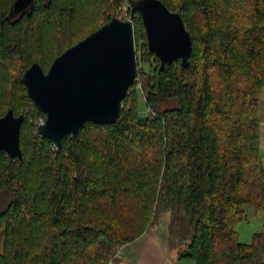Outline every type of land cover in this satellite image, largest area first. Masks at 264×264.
Here are the masks:
<instances>
[{
  "label": "trees",
  "instance_id": "trees-1",
  "mask_svg": "<svg viewBox=\"0 0 264 264\" xmlns=\"http://www.w3.org/2000/svg\"><path fill=\"white\" fill-rule=\"evenodd\" d=\"M15 1L0 0V117L22 104L25 119L22 158L0 152V264H112L167 212L190 223L178 260L264 264V232L245 244L235 228L246 206L264 211L256 98L264 84V0H162L191 35L188 67L178 60L161 68L141 15L129 9L142 33V73L117 123H87L61 148L40 135L46 117L23 75L45 64L48 32L49 58L59 57L110 22L119 4L85 0L115 6L78 26L81 0H34L11 19ZM166 102L174 105L163 109Z\"/></svg>",
  "mask_w": 264,
  "mask_h": 264
},
{
  "label": "water",
  "instance_id": "water-1",
  "mask_svg": "<svg viewBox=\"0 0 264 264\" xmlns=\"http://www.w3.org/2000/svg\"><path fill=\"white\" fill-rule=\"evenodd\" d=\"M34 0H16L10 18L29 12ZM132 17L139 13L147 46L161 68L181 60L188 67L193 45L181 13L162 0H129ZM135 28L132 19L114 17L57 57L45 72L33 63L23 82L34 105L45 115L42 137L61 148L63 139L77 135L87 123H117L122 101L138 76ZM24 115L9 110L0 117V152L22 158L20 143Z\"/></svg>",
  "mask_w": 264,
  "mask_h": 264
},
{
  "label": "rangeland",
  "instance_id": "rangeland-1",
  "mask_svg": "<svg viewBox=\"0 0 264 264\" xmlns=\"http://www.w3.org/2000/svg\"><path fill=\"white\" fill-rule=\"evenodd\" d=\"M112 2H116L115 0H108ZM118 2V13L117 15L115 14L113 17H118L122 20H129L131 19L129 12V3L125 4V0H117ZM129 1V0H128ZM82 5H83V12L80 16V20L78 22V26L80 24L88 21L89 18L98 15L101 13L110 14L111 13V7L113 8L115 5H103V7H98V5H91V3H87L85 0H81ZM105 3L106 0H103ZM109 16V15H107ZM134 22V21H133ZM82 24V25H84ZM141 35L142 33L140 31H137L135 29V39L136 42H142L141 41ZM45 54H46V61L45 64L43 65L44 71L47 72L51 65L54 62V59L57 57L54 55L53 57L49 58L51 55L52 48L54 47V42L52 39V32H48L46 34V40H45ZM145 42L146 38H145ZM75 43V42H74ZM136 49H139V45L136 44ZM142 68V67H141ZM138 67V73H142V69ZM140 80V78H139ZM139 87H142V83L140 81ZM256 98L259 101V109H258V119L260 121V155L263 161V166H264V84L260 88V90L256 94ZM174 105V103L171 102H166L165 104L162 105L163 109L170 108ZM140 111H141V116L146 117L147 116V106L145 103L141 100L140 101ZM16 114L21 115L23 114L24 110L22 108V104L18 105L16 107ZM4 199L0 198V210L3 208L4 205ZM246 215L247 218L238 222L236 224V231L239 233V241L245 244H250L253 241V236L255 233L259 232H264V211H261L260 213H257L256 208L253 206H246ZM168 214V215H167ZM168 216V217H166ZM156 227H160L163 235L167 236L166 241H167V246L168 248L170 247L172 250L173 248L179 246V239L180 238H188L191 233V228H190V223L188 218L184 214H178V215H172L169 212L162 214L159 222L157 223ZM156 227L152 228L151 230L156 231ZM170 249V250H171ZM178 252V251H177ZM174 253L172 255V258L169 259V264H195V262L187 259H182L178 260V254ZM121 253L118 254L117 256L121 255Z\"/></svg>",
  "mask_w": 264,
  "mask_h": 264
},
{
  "label": "crops",
  "instance_id": "crops-1",
  "mask_svg": "<svg viewBox=\"0 0 264 264\" xmlns=\"http://www.w3.org/2000/svg\"><path fill=\"white\" fill-rule=\"evenodd\" d=\"M151 229L135 242L122 247V254L112 264H169L178 246L173 250L168 248L167 236L163 235L160 227H156V231Z\"/></svg>",
  "mask_w": 264,
  "mask_h": 264
},
{
  "label": "built area",
  "instance_id": "built-area-1",
  "mask_svg": "<svg viewBox=\"0 0 264 264\" xmlns=\"http://www.w3.org/2000/svg\"><path fill=\"white\" fill-rule=\"evenodd\" d=\"M147 111H148V113L150 114V110H147ZM44 122H45V120H41V121H40V126L43 125ZM121 251H122V248H120V249L118 250V254L121 253Z\"/></svg>",
  "mask_w": 264,
  "mask_h": 264
},
{
  "label": "flooded vegetation",
  "instance_id": "flooded-vegetation-1",
  "mask_svg": "<svg viewBox=\"0 0 264 264\" xmlns=\"http://www.w3.org/2000/svg\"><path fill=\"white\" fill-rule=\"evenodd\" d=\"M15 19V18H14Z\"/></svg>",
  "mask_w": 264,
  "mask_h": 264
}]
</instances>
